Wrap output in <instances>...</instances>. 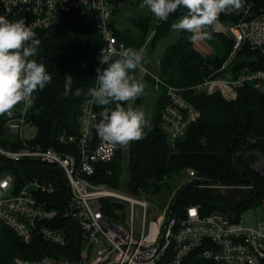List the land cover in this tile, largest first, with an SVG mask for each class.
Returning a JSON list of instances; mask_svg holds the SVG:
<instances>
[{
	"label": "built area",
	"instance_id": "obj_1",
	"mask_svg": "<svg viewBox=\"0 0 264 264\" xmlns=\"http://www.w3.org/2000/svg\"><path fill=\"white\" fill-rule=\"evenodd\" d=\"M70 12L78 13L94 25L107 49L120 50L123 43L111 28L110 0H0V13L10 21L24 20L37 39L41 32L57 23L60 15ZM221 16L226 24L218 20L214 32L231 43L230 51L217 71L222 75L210 76L192 89L206 95L219 93L228 101L235 100L237 91L245 86L264 92V9H257L256 0H243L240 10ZM246 50L256 56L246 57L243 53ZM236 59H242L240 63L244 66L240 67L238 63L227 74ZM250 65L259 68L253 70L248 67ZM138 69L143 77L152 76L156 90L165 89L168 103L161 114V129L171 147H175L200 114L183 97L184 90L166 85L143 63ZM89 101L83 105L77 134L59 137V143L69 147L66 151L43 149L32 144L37 134L29 118L31 105L27 108L18 105L11 115L5 114V129L22 148L18 151L0 148V158L12 163L26 160L56 167L67 180L70 197L59 210L56 202L49 200L56 194V186L50 179L35 177L18 183L10 172H1L0 225L11 230L25 245L40 239L56 247H67L70 239L67 230L60 228V219L75 224L81 238L75 258L15 259V264H181L193 253L213 264H264V198L258 205L262 214L255 223L245 219L243 213L234 211L215 210L202 214L200 205L189 206L184 214L176 215L172 208L174 197L163 207L162 214L156 215L159 208L150 202L124 190L90 181L98 165L113 160L117 146L102 139L96 143L94 125L97 117L94 104ZM249 155L255 156L251 169L264 179V154L251 150L245 154ZM187 175L191 180L197 179L194 171L188 170ZM254 188V185H219L215 190H225L228 199L231 193L238 195L234 199H242L244 192ZM136 208L142 209L138 229L134 228L138 217ZM126 210L128 214L124 213ZM100 242L103 249L97 250L96 257L91 259V250Z\"/></svg>",
	"mask_w": 264,
	"mask_h": 264
},
{
	"label": "trees",
	"instance_id": "obj_2",
	"mask_svg": "<svg viewBox=\"0 0 264 264\" xmlns=\"http://www.w3.org/2000/svg\"><path fill=\"white\" fill-rule=\"evenodd\" d=\"M110 3L112 13L116 15L129 4L139 6L142 0H110ZM256 7L264 9V0H256ZM184 14L186 10L181 8L169 16L167 21H160L158 26H153L149 16L138 18L133 24L136 31L119 30L113 21L111 28L125 47L135 49L144 47L147 35L154 30L155 36L149 52L150 60L157 42L168 35L171 24ZM0 16L4 15L0 13ZM219 21L224 22L221 15ZM189 36L190 33L182 31L178 42L163 52L157 72L150 66L145 64L144 66L166 85L184 90L183 97L200 114L198 121L190 124L185 135L176 142L175 147H171L168 137L161 129V114L168 103V98L165 89L160 87L162 95L157 102V113L150 117L152 130L144 139L130 142L126 152H123L124 147L117 146L113 160L108 164L98 165L90 181L105 184L116 190H124L137 197L146 196L151 199L156 195L170 192L168 181L172 176L191 170L196 173L197 180L182 186L175 194L172 208L176 215L184 214L185 209L193 205H200L202 214H209L215 210L228 211L216 204L217 200L227 198L217 191L212 192L206 186L254 185V190L244 192L241 201L234 203L230 210L242 214L250 208L258 207L264 198V179L250 167L255 156H245L251 150H258L264 154V92L245 86L237 91L235 100L228 101L219 93L206 95L192 89L201 85L210 76L217 78L222 75L217 71L225 61L231 43L226 42L220 58H213L211 54L202 50L197 42L191 41ZM39 40L41 45L33 58L45 64L53 79L43 90L34 93L35 103L31 105L29 118L37 135L32 144L43 149L66 151L69 147L62 146L59 137L62 134H77L83 105L90 100L86 95L87 91L95 86L96 69L107 66L101 64L99 60L102 50L107 49V44L94 25L75 12L60 15L52 28L40 33ZM243 53L248 58L256 56L247 50ZM242 66L244 64L240 63V67ZM248 67L253 70L259 68L258 65ZM138 71L139 69L134 72L137 79ZM66 75L73 77V93L77 88L82 90L80 96L63 95ZM144 78L149 79L155 87L151 75H145ZM141 100L142 95L134 101V107L141 108ZM94 109L97 123L98 113L102 109L96 105ZM5 122V114L0 115V148L18 151L22 145L16 138L8 135ZM94 139L96 143L101 139L95 127ZM4 171L13 174L18 183L23 179L35 177L53 181L56 194L49 200L56 202L59 210L60 205L69 200L67 180L63 172L56 167L26 160L12 163L0 158V173ZM227 200L234 202L231 198ZM58 222L61 229L67 230L70 239L65 248L56 247L40 239L25 245L11 230L0 225V264H15V259L77 257L81 246L80 232L72 222L61 219ZM181 264L213 263L193 253Z\"/></svg>",
	"mask_w": 264,
	"mask_h": 264
},
{
	"label": "clouds",
	"instance_id": "obj_3",
	"mask_svg": "<svg viewBox=\"0 0 264 264\" xmlns=\"http://www.w3.org/2000/svg\"><path fill=\"white\" fill-rule=\"evenodd\" d=\"M243 0H142L140 7L147 9L159 21H167L179 9L186 10L177 22L171 24L176 31L190 33L193 42L212 39V33L221 14L240 10ZM41 41L24 20L10 21L0 16V115H11L23 104L35 103L34 93L52 82V75L43 62L35 57ZM113 55L118 58L113 59ZM146 56V48L125 47L120 50L103 49L97 68L95 86L87 91L90 103L102 110L95 123L97 135L112 146L126 147L130 142L144 139L152 130L151 118L140 107H134L145 90L143 82L134 75ZM73 77L65 76L64 96H80L82 90L72 92Z\"/></svg>",
	"mask_w": 264,
	"mask_h": 264
},
{
	"label": "rangeland",
	"instance_id": "obj_4",
	"mask_svg": "<svg viewBox=\"0 0 264 264\" xmlns=\"http://www.w3.org/2000/svg\"><path fill=\"white\" fill-rule=\"evenodd\" d=\"M150 17L152 20V24L153 26H158L159 24V20H157L156 17H154L150 11L147 9V7H140L136 6V4H129L127 6H125L124 8H122V10L116 14L113 15L112 13V18H113V22L115 24V27L119 30H126V29H130L133 31H136V28L134 27V22L136 20H138V18H146V17ZM183 15L179 16L174 22H177L179 20V18H181ZM223 24H226L225 22H223ZM154 28V27H153ZM212 33V39L210 40H204V41H196L197 45L202 48V50L206 51L207 53L211 54V57L213 58H220L225 50L226 47V42L228 41L223 35H219L216 34L214 32V30L209 29ZM182 31H176L173 30L171 28L170 32L168 33V35L164 38H162L161 40H159L154 48V51L152 52V56L151 59L149 60L150 56H149V52H150V45L151 42L155 36V31L152 30L149 32V34L147 35L146 38V44H145V48H146V56L143 63L146 66H150L151 69H153L154 71L157 72V68H158V64H159V60L161 55L163 54V52L170 47L171 45L175 44L178 42L179 37H180V33ZM242 61V59H236V61H234V63L231 65L230 69L228 70L227 74H230L231 68L235 67L238 63H240ZM142 73V71H141ZM225 75H223V78ZM138 80L143 82L145 85V90L144 93L142 94V100H141V108L145 111L146 115L149 117H153L156 113H157V102L160 99L162 92L159 90H156L154 85L152 84V82L149 79H145L141 74L140 71H138ZM134 103V102H133ZM127 150V146L123 148V152H126ZM197 179L191 180L188 178L187 175V171L186 172H182L178 175H174L172 176L169 181H168V186L170 189V192H166L163 194H159L156 195L155 197L149 199L146 196H134L140 200H146L148 202H150L152 205L157 206L159 209L155 212L156 215H161L162 214V209L163 207L168 204L169 202L172 201V197L175 196V194L182 188V186L190 184L192 182H195ZM204 187V186H202ZM201 187V188H202ZM216 186H206L207 189L211 190L212 192H216L215 190ZM235 194H230V198H232L234 200V202H232L231 200H217L216 204L218 207L224 208L228 211H230L234 205V203H237L239 201H241L240 197H237L236 199H234ZM136 212L138 214V217L136 219V221L134 222V228L138 229L140 226V216L142 214V209H137L136 208ZM251 212V213H249ZM125 214H128L127 210L124 212ZM262 214V209L261 207H257L254 209L250 208L246 211L243 212V217L245 219H247L250 223H255L259 220L260 216ZM102 242H100V244H98L96 247H94L91 252H90V257L91 259H94L96 257L97 254V250H101L103 249L102 246Z\"/></svg>",
	"mask_w": 264,
	"mask_h": 264
},
{
	"label": "water",
	"instance_id": "obj_5",
	"mask_svg": "<svg viewBox=\"0 0 264 264\" xmlns=\"http://www.w3.org/2000/svg\"><path fill=\"white\" fill-rule=\"evenodd\" d=\"M223 197H226L227 196V194H226V191L225 190H221L220 192H219Z\"/></svg>",
	"mask_w": 264,
	"mask_h": 264
}]
</instances>
